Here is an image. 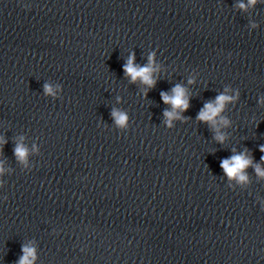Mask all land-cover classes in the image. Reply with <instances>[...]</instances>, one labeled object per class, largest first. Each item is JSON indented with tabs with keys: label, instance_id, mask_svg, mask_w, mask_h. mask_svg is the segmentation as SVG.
Masks as SVG:
<instances>
[{
	"label": "clouds",
	"instance_id": "1",
	"mask_svg": "<svg viewBox=\"0 0 264 264\" xmlns=\"http://www.w3.org/2000/svg\"><path fill=\"white\" fill-rule=\"evenodd\" d=\"M256 3L257 0H248V5L241 3L238 6L241 9H246L248 6H254ZM27 7L28 6L25 5V8ZM253 27H255V25H253ZM154 55L155 54L152 53L148 56V64L143 67L134 63V53L129 55L127 62L124 65V73L126 77L130 78V82L135 83L139 81L140 83L146 85L147 89H151L155 86L156 79L154 78L153 74L159 71V66H153ZM189 83H194V81L189 80ZM44 90L46 94H53L52 88L48 84L44 85ZM227 91L228 90L225 89V93ZM225 93L217 95L214 100L207 101L196 117L198 121L207 123L210 128L214 130V139L221 144L225 142L226 136L221 133L220 128L227 127L230 124V121L222 116L221 113L224 111L226 104L234 102L236 99H238L239 95L237 93V96H230ZM161 98L165 104L171 106V110H166L164 113L165 117L167 118L166 123L169 128L173 127L172 120L174 118L181 120L187 119L180 115V113L186 111L190 106L189 96L187 95V89L185 87L180 84H176L171 89V94L161 93ZM111 114L118 126H127L128 116L126 113L113 109ZM3 143H6V141L0 138V145ZM260 150L261 152H264V145L260 147ZM14 154L18 161L26 163L28 149L23 144H16L14 148ZM261 159L264 161V157ZM250 166L255 168V172L258 177L264 178V170L261 169L259 164L253 163V159L251 155L247 153V150L239 154H233L230 158L223 159L220 164L223 172L230 180L236 179L237 182L240 183L248 181V176L245 170ZM3 171V167H0V173H3ZM5 199H7V197H5ZM21 251L23 255L20 256L16 264H34L35 260L37 259L36 249L25 244L22 245Z\"/></svg>",
	"mask_w": 264,
	"mask_h": 264
}]
</instances>
